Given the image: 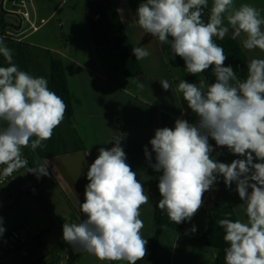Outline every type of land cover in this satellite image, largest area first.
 <instances>
[{
	"label": "clouds",
	"instance_id": "obj_1",
	"mask_svg": "<svg viewBox=\"0 0 264 264\" xmlns=\"http://www.w3.org/2000/svg\"><path fill=\"white\" fill-rule=\"evenodd\" d=\"M206 8L208 0H145L136 10L138 26L162 44H169L171 52L184 60L188 73L197 75L211 66L215 76L206 90L185 80L178 84L177 91L198 116V124L177 119L174 129H157L150 140L156 154V163L151 166L162 172L158 184L162 198L157 206L174 224L190 221L218 176H223L226 186L235 182L246 220L218 221L225 233L223 240L229 245L225 264H264V59H251L246 78L241 80L232 66H224L227 55L214 40H223L231 28L233 39L244 36V49L264 51V18L261 9L252 4L237 7L235 0H212L205 22L202 16ZM132 52L136 60L150 55L142 46L133 47ZM0 55L8 65L0 66V123L5 125L0 127L3 174L11 176L26 168L37 179L48 176L49 161L28 167L22 149L43 148V142L50 140L63 122L67 105L49 89L47 79L19 69L3 36ZM159 82L165 91L170 89L168 80ZM209 137L217 146H226L245 159L227 164L211 158ZM110 140L114 146L99 148L87 171L89 183L85 201L80 203L86 219L65 222L62 238L99 261L137 264L148 254L140 209L149 203V196L126 163L121 137ZM144 151L150 160L147 147ZM254 158L260 162L253 163ZM4 231L0 227V235ZM191 231H196L195 226Z\"/></svg>",
	"mask_w": 264,
	"mask_h": 264
},
{
	"label": "crops",
	"instance_id": "obj_2",
	"mask_svg": "<svg viewBox=\"0 0 264 264\" xmlns=\"http://www.w3.org/2000/svg\"><path fill=\"white\" fill-rule=\"evenodd\" d=\"M70 1L72 7L67 8L62 13V19H59V26L62 27L61 41L57 38L56 44L51 47L26 43L47 50L59 60L70 98V120L85 150L47 158L48 176L37 179L36 175L30 176L24 168L13 181L0 186V227L5 229L0 238L15 228L24 229L27 237L25 243L4 258L5 264H127L125 261H99L84 251H78L62 238L65 222L79 223L86 219L80 203L85 201V187L89 183L87 171L98 157V149H111L114 141L110 139L121 137L126 163L137 173V179L149 196V203L140 209V218L144 221L143 237H151L155 230L156 177V170L151 165L156 163V154L150 140L154 138L157 129L172 128L177 119L198 124V116L187 107L183 94L177 91L181 80L197 84L204 90L208 87L201 73L192 75L187 72L184 60L171 52L169 44H162L157 37L144 33L138 26L136 10L145 0H111L126 30L127 42L110 50L94 44L86 22L85 10L97 0ZM242 3L261 9L264 18V0H235L237 7ZM66 4L67 0H61L51 14L40 18L39 24V15L34 13L39 29L53 17L58 8L61 10ZM211 4L212 0H208V15ZM224 23L228 26L227 20ZM54 37H57V33ZM225 37H232L231 28ZM243 39L241 35L235 40L248 61L253 58L264 59V51L244 49L241 43ZM141 46L150 55L136 60L132 49ZM129 59H135L142 71L136 77L124 74ZM161 79L169 81V90L162 88L159 82ZM134 81L142 83L144 88H138ZM209 144L213 148L211 137ZM145 147L151 154L150 160L145 155ZM211 158L227 164L235 159H245L231 153L226 146L220 154L213 148ZM257 162L260 161L254 158L253 163ZM217 188L230 202L237 218L246 220L243 201L236 191L235 182L230 187L226 186L220 175L210 190L204 193L203 205L192 219L184 221L177 233L166 230L156 250L142 264L214 263L215 249L204 246L198 238L208 226ZM193 226L196 228L194 233L191 231ZM69 249L76 255L71 263L68 262Z\"/></svg>",
	"mask_w": 264,
	"mask_h": 264
},
{
	"label": "trees",
	"instance_id": "obj_3",
	"mask_svg": "<svg viewBox=\"0 0 264 264\" xmlns=\"http://www.w3.org/2000/svg\"><path fill=\"white\" fill-rule=\"evenodd\" d=\"M5 13L0 9V36L9 28L14 27L10 20L4 19ZM85 18L89 27V31L94 44L105 50L116 49L127 42L126 30L120 20L117 11L114 9L111 0H97L88 6L85 10ZM202 19L207 22L209 15L207 8L204 9ZM215 42L222 46L227 55L224 66H232L238 78L241 80L246 78L248 59L244 52L232 37L214 38ZM13 52V62L19 67L20 70L27 71L31 74V65L33 62V52L28 43H9L6 45ZM49 54V72L45 75L48 80V87L59 95L67 105V110L63 122L54 130L53 136L50 140L44 141L43 148H37L32 151L30 147L27 148L29 155L28 167H33L36 163H42L45 159L57 155L83 151L85 145L81 138L78 136L74 126L71 123L70 117L72 109L70 98L66 87L64 76L61 72L60 62L57 58ZM3 66H8L4 57L0 55V63ZM141 69L135 59H129L125 64L124 74L128 77H136L141 74ZM208 82V86L215 82V76L212 72V67L205 72L201 73ZM30 176L34 174L29 173ZM162 172L156 171L155 177V193H154V234L147 238L146 245L148 249L147 256L156 250L161 235L170 230L177 233L182 227L183 222L174 224L171 222L166 212L159 209L158 202L162 198L159 193V177ZM231 214V215H227ZM220 219H232L235 221L237 218L234 209L230 202L225 198L224 194L219 188L216 191V200L209 217L208 226L201 233L198 240L204 246L215 249L216 256L213 264H225V249L229 247L228 243L223 240L224 230L219 226ZM55 251L52 250L51 253ZM146 256V257H147ZM76 255L69 249L68 262H72ZM145 257V258H146ZM144 260L138 261L137 264H142Z\"/></svg>",
	"mask_w": 264,
	"mask_h": 264
},
{
	"label": "rangeland",
	"instance_id": "obj_4",
	"mask_svg": "<svg viewBox=\"0 0 264 264\" xmlns=\"http://www.w3.org/2000/svg\"><path fill=\"white\" fill-rule=\"evenodd\" d=\"M1 1V0H0ZM61 0H26L27 8L29 12L31 13V16H34V13H38L39 17L37 18V23H40V18H46L49 14H51L60 4ZM72 2L70 0H67V4L62 6V9H57V12L53 14V17L44 24L38 32H34L32 35L28 36L26 39L23 38L24 36L30 34V30L24 31L28 25L24 24L22 28H17L20 26L18 18H16L14 21H11L14 25V28L16 32H14V39L10 38H4L5 45L9 43H32L38 46L42 47H51L54 46L57 41H61V28L59 26V19H62V13L69 7H72ZM1 6V4H0ZM14 9V7L11 5V1H9L7 4H5V9ZM5 11V10H2ZM76 11V10H75ZM73 12V11H72ZM8 16V15H7ZM52 29V30H51ZM50 30L55 33L50 32ZM57 33V37H54V35ZM20 39V40H17ZM32 47V46H31ZM34 58L31 65V74L33 76L38 77H45V75L49 72V54L48 51L45 49H41L39 47H33L31 48ZM0 66H3L2 62L0 63ZM47 76V75H46ZM175 125L171 128L174 129ZM217 158V155H214ZM213 190V189H212ZM179 258V257H178ZM164 264V263H162Z\"/></svg>",
	"mask_w": 264,
	"mask_h": 264
},
{
	"label": "built area",
	"instance_id": "obj_5",
	"mask_svg": "<svg viewBox=\"0 0 264 264\" xmlns=\"http://www.w3.org/2000/svg\"><path fill=\"white\" fill-rule=\"evenodd\" d=\"M11 1V5L14 9H5V4ZM0 9L5 10L4 19L14 21L18 18L20 24V28L23 27L24 24H27L28 27L24 31L30 30V33H33L39 29V25L36 24V17L35 14L32 17L31 13L29 12L26 4V0H1L0 1ZM8 15V16H7ZM14 17L12 20L11 17ZM16 25V24H13ZM16 32L15 28H9L5 31L2 35L4 38L14 39V32ZM20 40V39H17ZM5 125L0 123V127H4ZM213 148L214 151L220 154L223 151L224 146H217L215 141L213 140ZM22 154L25 159H27L29 163V155L27 153V148L22 149ZM3 167L0 165V186L5 185L6 183L13 181L15 177L24 169L21 168L18 171L14 172L11 176H5L3 174ZM27 240L26 233L22 228H15L9 231L6 235L0 238V264L4 263V258L15 251L21 244L25 243Z\"/></svg>",
	"mask_w": 264,
	"mask_h": 264
},
{
	"label": "water",
	"instance_id": "obj_6",
	"mask_svg": "<svg viewBox=\"0 0 264 264\" xmlns=\"http://www.w3.org/2000/svg\"><path fill=\"white\" fill-rule=\"evenodd\" d=\"M11 18H12V20H14V17H13V16H12ZM19 27H20V26H18L17 28H19ZM64 254H66V249H65Z\"/></svg>",
	"mask_w": 264,
	"mask_h": 264
}]
</instances>
